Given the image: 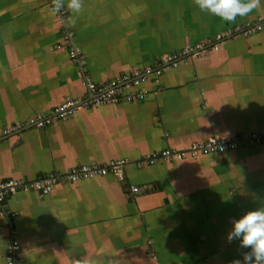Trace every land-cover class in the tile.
Here are the masks:
<instances>
[{
	"label": "crops",
	"instance_id": "0c3cea01",
	"mask_svg": "<svg viewBox=\"0 0 264 264\" xmlns=\"http://www.w3.org/2000/svg\"><path fill=\"white\" fill-rule=\"evenodd\" d=\"M62 10L52 0H0V182L87 161L129 162L122 177L109 172L45 195L10 197L17 217H0V264H7L12 229L24 264L242 260L249 249L227 237L235 219L264 207V143L145 161L168 148L187 151L196 141L264 128V0L232 22L201 11L195 0H83L78 13L64 0ZM258 20L261 29L250 35L185 55L189 63L168 68L161 85L150 75L142 101L80 108L45 128L4 136L67 97L91 95L87 79L102 85Z\"/></svg>",
	"mask_w": 264,
	"mask_h": 264
},
{
	"label": "built area",
	"instance_id": "2783aa9c",
	"mask_svg": "<svg viewBox=\"0 0 264 264\" xmlns=\"http://www.w3.org/2000/svg\"><path fill=\"white\" fill-rule=\"evenodd\" d=\"M53 7V4H52ZM61 13L63 10L60 11ZM262 27L261 20L253 21L248 25L236 23L218 32L211 40L200 41L193 46L185 47L182 51L159 58L155 63L148 67H138L133 71L121 74L102 85L96 84L94 81L87 79L86 86L91 95H78L75 97H67L62 103L51 113H40L34 117L28 118L20 125H15L6 129V134L21 132L23 127H36L38 129L45 128L49 124L60 119L74 116L80 108L93 106H105L112 103H120L122 101L144 100L148 93L145 86L149 76L155 84L161 85L162 76L170 67L178 66L187 54L201 55L202 52L214 46L219 48L224 45L232 36L243 33L250 35L254 29L260 30ZM72 38V34L68 32L67 39ZM78 57V51L73 52ZM187 62V60L185 61ZM264 143V128L256 131H245L231 138L212 137L203 141L193 142L187 151H179L168 148L161 151L160 156L150 157L145 163L153 164L158 158H184L187 153L202 152L206 154L224 153L225 151L235 150L243 146H253ZM129 162V159L113 160L108 165L100 164L96 161H87L82 164L75 165L67 172L56 170L50 176H38L31 178L28 176L19 178H7L0 182V217L9 218L12 223L15 222L17 214L13 209L8 208V199L22 191L36 190L43 195L48 194L58 184H68L80 181L82 179H91L98 175L113 173L119 177L123 176V167ZM133 192H138L139 187L132 186ZM1 227L5 228V223H1ZM14 229H12V238L7 243L6 263L7 264H24L19 260V242L14 237Z\"/></svg>",
	"mask_w": 264,
	"mask_h": 264
},
{
	"label": "clouds",
	"instance_id": "9594fccd",
	"mask_svg": "<svg viewBox=\"0 0 264 264\" xmlns=\"http://www.w3.org/2000/svg\"><path fill=\"white\" fill-rule=\"evenodd\" d=\"M195 3L201 11H208L224 21L232 22L237 16H245L260 7L261 0H195ZM52 4L56 12L64 8V0H52ZM67 7L73 13H78L82 10L83 0H67ZM227 239L229 242L239 241L241 249H249L242 253V260L235 259L232 264H264V207L250 210L239 219H235ZM76 264L91 262L77 261Z\"/></svg>",
	"mask_w": 264,
	"mask_h": 264
},
{
	"label": "rangeland",
	"instance_id": "374dc122",
	"mask_svg": "<svg viewBox=\"0 0 264 264\" xmlns=\"http://www.w3.org/2000/svg\"><path fill=\"white\" fill-rule=\"evenodd\" d=\"M162 58V57H161ZM187 60V62H185ZM183 63H189V61H188V57H185L184 59H183V61H182Z\"/></svg>",
	"mask_w": 264,
	"mask_h": 264
}]
</instances>
